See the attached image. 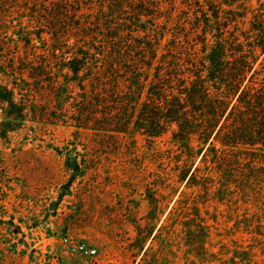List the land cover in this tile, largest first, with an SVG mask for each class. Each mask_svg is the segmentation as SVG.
I'll list each match as a JSON object with an SVG mask.
<instances>
[{"label":"rangeland","instance_id":"rangeland-1","mask_svg":"<svg viewBox=\"0 0 264 264\" xmlns=\"http://www.w3.org/2000/svg\"><path fill=\"white\" fill-rule=\"evenodd\" d=\"M226 1L0 0V84L22 89L25 111L23 120L6 122L0 108V264H264L260 155L220 151L222 168L210 174L213 155L200 164L205 147L195 166L206 188L189 187L188 179L179 182L186 149L173 139L175 125L151 140L132 126L127 133L78 131V90L70 99L58 87L78 49H93L98 73L119 51L128 64L148 57L149 47L180 61L200 58L195 44L211 3L221 16L209 19L208 30L255 37L251 23L259 27L264 11L255 0L245 8ZM139 7L146 15L139 17ZM230 10L243 18L235 22ZM75 162L81 176L72 179L67 167Z\"/></svg>","mask_w":264,"mask_h":264},{"label":"trees","instance_id":"trees-1","mask_svg":"<svg viewBox=\"0 0 264 264\" xmlns=\"http://www.w3.org/2000/svg\"><path fill=\"white\" fill-rule=\"evenodd\" d=\"M253 1L228 0L226 4L233 2L245 8ZM255 2L257 11H264V0ZM145 8L139 7V17L146 15L143 14L148 12ZM210 8H213L210 15L202 13L208 19L207 28L202 29L195 44L196 51L201 53L200 58L180 61L177 57L168 58L167 54L158 56L161 47L155 50L149 47L150 44L146 45L149 47L148 57L140 55L137 60L130 59L133 63L128 64V58L119 51L109 57L98 73L96 65H92V55L97 58L93 49H78L63 65V71H68L64 81H57L68 98L78 90V102L82 104L72 115L78 131L127 133L133 130L151 140L161 138L175 125L173 139L186 149L177 165L180 168L179 182L188 179L189 187L203 189L206 187L199 182L205 175L199 176L201 167L195 166V161L205 147L207 150L200 164L206 163L212 154L215 159L213 163V158L210 161V174L222 168V161L218 158L220 151L232 149L252 156L258 154L264 159V59L258 68L255 67L264 55V14L260 13L259 27L251 23L255 37L241 39L240 35H230L231 38H223L216 35L221 31L208 30L213 24L209 19L218 22L221 16L220 7H213L211 3ZM229 12L236 16L235 22L243 18L239 15L241 12ZM52 36L57 42L59 33L54 31ZM245 45L249 47L248 52L243 50ZM56 51L61 52V49ZM88 87L94 93L92 112L86 108L90 104ZM21 91L0 84V108L6 112V122L23 120L25 111L17 99V92ZM61 96H58L60 100ZM102 105L111 107L112 111H98ZM3 132L6 134V130ZM196 147L199 149L197 154ZM67 169L74 174L72 179L81 176L78 175L80 167L77 162L68 165ZM222 190L220 186L216 193Z\"/></svg>","mask_w":264,"mask_h":264},{"label":"built area","instance_id":"built-area-1","mask_svg":"<svg viewBox=\"0 0 264 264\" xmlns=\"http://www.w3.org/2000/svg\"><path fill=\"white\" fill-rule=\"evenodd\" d=\"M78 249L81 251V253H84L89 256H93L96 253V251L85 249L83 246H80Z\"/></svg>","mask_w":264,"mask_h":264}]
</instances>
